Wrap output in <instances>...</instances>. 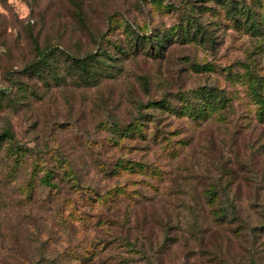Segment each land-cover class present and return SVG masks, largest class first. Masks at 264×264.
I'll return each mask as SVG.
<instances>
[{"label": "rangeland", "instance_id": "374dc122", "mask_svg": "<svg viewBox=\"0 0 264 264\" xmlns=\"http://www.w3.org/2000/svg\"><path fill=\"white\" fill-rule=\"evenodd\" d=\"M39 48L51 52L50 64L35 72ZM88 53L91 76L76 61ZM211 87L223 94L211 97ZM163 123L168 133L154 145L130 139L131 130L150 137ZM3 131L12 137L0 145V259L11 263L18 237L43 240L61 217L76 224L56 225L62 235L88 246L108 225L106 205L148 204L172 184L174 164L192 170L217 151L252 154V197L239 201L237 221L252 248L225 250L223 264H264V0H0ZM118 159L156 171L106 175ZM190 183L175 209L181 216ZM116 186L125 191L89 197ZM122 253L114 264H152Z\"/></svg>", "mask_w": 264, "mask_h": 264}, {"label": "trees", "instance_id": "16d2710c", "mask_svg": "<svg viewBox=\"0 0 264 264\" xmlns=\"http://www.w3.org/2000/svg\"><path fill=\"white\" fill-rule=\"evenodd\" d=\"M50 56L51 52L46 49H37V58L31 62L30 67L39 72L50 64ZM94 56V53H88L84 57L76 58L80 69L87 76L94 72L91 62L95 59ZM223 91L216 87L208 89L211 97L215 96V92L223 94ZM225 101L227 102V98L224 96ZM156 102L164 105L167 101L162 99ZM193 112V117L197 118L196 111ZM204 112L203 106L198 114ZM113 124L117 125L116 122ZM248 125L252 126V123ZM158 126L159 129L157 128L150 137L146 136L142 129L131 130L128 132L130 139L147 147L154 145L158 143V133H168L167 123ZM11 137L8 131L0 132V145ZM213 153L210 157L196 161L192 170H186L179 162L177 166L174 164L171 172H168L172 184L166 190L152 194L148 204L118 201L106 205L108 225L96 232L95 239L88 246L80 243L76 246L71 243V238L62 235L63 228L75 227L76 224L61 217L58 222L52 220L47 224L49 231L43 240L39 241L34 235L28 239L18 237V249L11 257V263H8L6 257H1L0 264H114L118 261L117 258H125L122 253L124 251L137 253V256L152 264H223L226 260L225 250L229 251L237 246L245 250L252 248V244H246V228L241 226V222H237L240 219L239 201L241 198L252 197V154L230 159L222 156L220 152ZM262 162L264 164V160ZM122 169L151 175L156 171L154 166L141 161L118 159L111 166H106L104 173L115 177L119 176ZM221 169H224L227 175L225 186L219 185ZM262 169L264 173V165ZM188 181L194 182L193 185L190 183L192 186L189 187L192 203L187 206V216H181L175 209L185 192L183 183ZM175 187L177 190H174ZM123 188L116 186L104 194L92 188L88 193L90 199L96 201L97 197L104 199L105 194L124 192ZM255 196L257 199L262 197L258 190ZM226 200L228 205L224 207ZM56 225L62 229L56 228ZM38 226L39 224L34 222V227ZM252 233L253 238L259 237L257 231Z\"/></svg>", "mask_w": 264, "mask_h": 264}]
</instances>
